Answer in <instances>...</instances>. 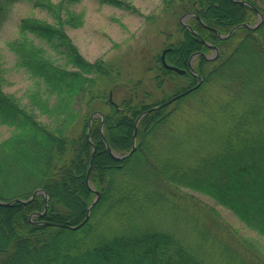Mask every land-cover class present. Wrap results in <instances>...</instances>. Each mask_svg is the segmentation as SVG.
Instances as JSON below:
<instances>
[{
  "label": "trees",
  "instance_id": "1",
  "mask_svg": "<svg viewBox=\"0 0 264 264\" xmlns=\"http://www.w3.org/2000/svg\"><path fill=\"white\" fill-rule=\"evenodd\" d=\"M12 1L0 0V29ZM64 1L39 0L37 5L57 13ZM99 1L123 4L122 0ZM165 1L169 6L175 3V15L192 14L189 24L198 36L177 21L181 36L166 45L164 59L185 72L165 68L159 55L154 81L161 85L175 74L181 85L150 103L143 99L146 92L136 94L138 81L134 87L122 85L127 93L119 102L112 100L120 85L117 64L101 57L87 60L64 31L63 25H77L79 16L68 12L63 20L58 14L57 24L21 19V38L7 45L16 64L37 82L28 105H23L3 90L0 61V123L13 128L0 140V200L27 199L36 189H43L48 197L46 201L39 193L28 202L0 204V264H202L174 231L135 223L155 202V196L159 202L166 199L160 195L162 187L144 180L143 167L159 183L163 180L209 195L264 235V90H257L264 79V10L254 0ZM247 2L259 10L262 21L254 28L240 25L220 37L257 14ZM239 32L241 38L228 51ZM28 34L44 40L63 58V64L53 62ZM212 46L217 53L205 57ZM193 53V68L202 81L170 104L196 96L193 107L199 108L197 101L203 117L192 129L203 128L199 141V135L195 136L200 147L190 148L187 141L192 151L186 149L188 139L180 141L167 126L164 129L169 135L152 147L155 132L168 118L170 121L177 107L168 112L165 109L170 104L153 109L137 125L135 119L196 84L197 77L188 67ZM217 80L226 87L234 85L235 90L212 95L211 86ZM249 92L255 98H248ZM37 114L45 115L49 122L38 120ZM133 135L136 145L132 153L112 157L109 150L125 154L131 149ZM23 142L26 149L16 150ZM96 191L99 197L87 220L78 228L69 227L83 221ZM111 216L122 228L103 233L100 227Z\"/></svg>",
  "mask_w": 264,
  "mask_h": 264
},
{
  "label": "rangeland",
  "instance_id": "2",
  "mask_svg": "<svg viewBox=\"0 0 264 264\" xmlns=\"http://www.w3.org/2000/svg\"><path fill=\"white\" fill-rule=\"evenodd\" d=\"M37 1L39 0L12 1L10 12L0 29V61L4 68L3 90L15 95L23 105H28L29 93L34 89L37 80L31 77L25 68L16 64V57L7 43L21 38L19 26L21 19L25 17L57 24L58 14L63 20L67 18L68 12L74 17L79 16L77 21L80 22L75 26L66 22L63 25L64 31L87 60L93 61L101 57L117 64L120 85L111 96L116 102H119L128 90L122 86L125 83L134 87V83L138 81L136 94L141 96V92H146L143 99L149 103L161 100L171 94L177 88L176 86L181 85V79L175 74L161 85L154 81L155 75L159 73L155 58L161 54L168 43L181 36L177 21L185 26V23L189 24L191 20L190 12L181 15L172 13L175 3L169 6L166 5L165 0H122L121 6H115L99 0H66L59 12L51 13L37 5ZM50 1L58 3L60 0ZM254 1L260 9L264 10V0ZM125 3L130 6H123ZM262 19L261 13L253 15L249 24L260 23ZM28 36L32 43L43 47L45 55L53 62L63 64V58L55 53L44 40L32 34ZM241 36L239 32L233 37L228 51ZM224 51L228 52L226 48ZM205 55L212 58L215 50L210 49ZM194 59L195 55L191 60L192 67ZM259 86L261 88L257 90H264V79ZM234 88V85L223 86L221 81L217 80L216 84L211 86L210 93L221 96L229 94ZM254 94L249 92L248 98H255ZM195 97L187 96L178 104H170L166 107L167 112L174 107L177 109L170 117V121L168 122V118V123L166 122L164 127H160V130L155 132L154 139L150 141L152 147L155 143L164 142L165 137L169 135L167 129L178 135L177 138L180 141L188 139L184 142L186 149L200 147L195 136L199 135L197 138L199 141L203 128L193 130L192 127L198 123V118H202L203 114L199 111L200 105L197 101L195 106L199 108L193 107ZM202 98L206 99L204 96ZM37 119L49 122L43 114H37ZM188 128L189 130L184 131ZM12 132V127L0 123V140ZM187 141L192 145L190 148ZM23 148L26 149V142L20 143L16 150H23ZM110 154L116 159L119 155H123L112 150ZM143 168L141 171L145 174L144 180L147 183L155 181V186L158 184L162 187L160 195L166 199L159 202L158 197L155 196V202L150 203L145 211L139 214L135 223L141 227L174 231L179 239L202 260V264H264L263 234L249 228L230 209L219 204L209 195L163 180L159 183L153 175H147L148 171L145 167ZM100 228L103 233H110L114 229H121L122 226L111 216Z\"/></svg>",
  "mask_w": 264,
  "mask_h": 264
},
{
  "label": "water",
  "instance_id": "3",
  "mask_svg": "<svg viewBox=\"0 0 264 264\" xmlns=\"http://www.w3.org/2000/svg\"><path fill=\"white\" fill-rule=\"evenodd\" d=\"M239 2H245V1H239ZM249 5H251V4H249ZM251 6L253 7V9H254L255 11L258 12V9H257L255 6H253V5H251ZM241 25H244V26H248V27H252V28H253V27L257 26V23L254 24V25H249L248 23H243V24H241ZM185 26H186L187 28L190 29L189 24H186V23H185ZM234 29H235V27H234L230 32H232ZM191 31H192L194 34H197L195 31H193V30H191ZM202 41L204 42V40H202ZM213 47L216 48L215 46H213ZM163 54H164V51L162 52L161 62H162V64H163L166 68H168V69H172V70H174V71H176V72H178V73H183V72H184V69H182V68H179V67L174 66V65H168V64H166L165 61H164V58H163ZM189 60H191V57H190ZM190 70L193 72V68H192L191 65H190ZM194 74L196 75L198 81H197V83H196L192 88H196V87L200 84V82H201V80H202L201 76H199V75L196 74L195 72H194ZM192 88H188V89H186V90H184V91H181V92H179V93H177V94L171 96L170 98L166 99L165 101L161 102L160 104L155 105V106H152V107L146 109L144 112H142V113L137 117V119H136L135 122L137 123V121L139 120V118H140L141 116H143L145 113H147V112H149V111H151V110H153V109H156V108H159V107L165 106L166 104H169V103L172 102L173 100H175V99L179 98L180 96H183V95L187 94L188 92H190V91L192 90ZM115 105H116V104H115ZM116 108H117V109H121V107L118 106V105H116ZM86 136L88 137V133L86 134ZM106 147L109 149V145H108V144H106ZM134 149H135V144H134V141H133V145H132L131 150H129L128 153H126V154L119 155L117 158H124V157L128 156L129 154H131V152H132ZM109 151H110V153H111V150H109ZM39 193H43V194L45 195V198H46V201H47V197H48V196H47V193H46L43 189H36V190L30 195V197L27 198V199L15 198V199H13V200H11V201H6V202L0 200V204L8 205V204H10L12 201H15V200H19V201H22V202H28V201H30L32 198H34L35 195H37V194H39ZM98 197H99V192H96V197H95V199L92 201V203L88 206V208H87V213H86V216H85V218L83 219V221H81V222H80L79 224H77V225L70 226L71 228H78L79 226H81V225L87 220V218H88V216H89V210H90V208L92 207V205L95 203V201L98 199ZM45 209H46V202H45L44 210H45ZM39 214H41V213H39Z\"/></svg>",
  "mask_w": 264,
  "mask_h": 264
},
{
  "label": "flooded vegetation",
  "instance_id": "4",
  "mask_svg": "<svg viewBox=\"0 0 264 264\" xmlns=\"http://www.w3.org/2000/svg\"><path fill=\"white\" fill-rule=\"evenodd\" d=\"M193 30V29H192ZM193 31H195V30H193ZM196 32V31H195ZM197 33V32H196ZM205 40V39H204ZM206 41V40H205ZM207 43H211V42H209V41H206ZM160 57H161V54H160ZM170 64V63H169Z\"/></svg>",
  "mask_w": 264,
  "mask_h": 264
},
{
  "label": "bare ground",
  "instance_id": "5",
  "mask_svg": "<svg viewBox=\"0 0 264 264\" xmlns=\"http://www.w3.org/2000/svg\"><path fill=\"white\" fill-rule=\"evenodd\" d=\"M70 227V226H69Z\"/></svg>",
  "mask_w": 264,
  "mask_h": 264
}]
</instances>
